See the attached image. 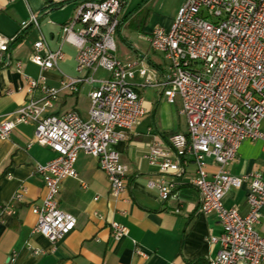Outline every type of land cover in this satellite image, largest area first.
Here are the masks:
<instances>
[{"label": "built area", "instance_id": "1", "mask_svg": "<svg viewBox=\"0 0 264 264\" xmlns=\"http://www.w3.org/2000/svg\"><path fill=\"white\" fill-rule=\"evenodd\" d=\"M14 2L15 0H9ZM181 6L169 30L154 28L148 41L155 53L168 63L165 82L142 68L143 86L161 88L169 104L180 100V113L186 121V134L171 136L172 152L153 142L145 160L160 168V177L148 181L161 201L175 194L176 183L169 177L180 174L192 158L196 175L192 185L200 195V213L215 214L223 228L218 255L209 264H264V237L257 227L264 209V179L256 172L248 177L234 176L229 167L246 141L264 145V0H180ZM124 0L88 1L61 25L60 43L52 50L41 32L39 17L32 13L29 25L39 33L29 61L42 72L59 70L66 59L64 46L76 50L78 76L63 75L59 87L47 85L43 76L30 77L20 62L7 61L16 37L0 33V64L14 67L26 85L27 100L10 119L0 118V141H8L19 125H33L32 144L50 148L55 157L36 166L45 186V196L32 206L37 223L32 234L57 244L77 227V218L59 208L64 180L77 179L76 167L81 154L97 159L109 182V195L118 202L127 190L129 167L122 161L117 145L128 139L146 115L144 101L132 80L137 63L121 61L115 41L117 27L126 6ZM29 25L24 26L27 28ZM108 76L101 78L99 73ZM89 85L88 119L76 111L56 115L50 112L61 94H75ZM264 147V146H263ZM211 158L218 169L208 171ZM247 180L248 213L226 208L224 200L231 190H239ZM24 188L18 189L3 213L17 215L24 202ZM179 213V209L176 210ZM115 242L129 235L126 226L111 223ZM134 253L145 257L133 241ZM36 256L44 251L30 244Z\"/></svg>", "mask_w": 264, "mask_h": 264}, {"label": "crops", "instance_id": "2", "mask_svg": "<svg viewBox=\"0 0 264 264\" xmlns=\"http://www.w3.org/2000/svg\"><path fill=\"white\" fill-rule=\"evenodd\" d=\"M50 1L51 10L39 21L47 44L57 50L61 25L73 18L84 0ZM45 2L0 0V33L9 38L16 37L24 26L29 25L32 13L38 16L43 13ZM128 3L129 0L121 19L125 23L118 35L122 37L123 29H134L139 32L140 41L135 44L124 36L127 48L122 50L119 59L127 64L137 63L131 82L144 101L146 115L128 139L117 145L123 163L129 167L127 190L118 202L113 201L108 179L100 170L97 159L81 154L76 165L78 180H64L59 197V208L77 218L76 229L57 244L33 235L37 218L32 213V206L46 193L36 166L46 164L56 155L48 147L32 144L33 125H19L8 141H0V264H209L218 255L220 245L212 244L210 239L219 238L223 228L215 214L200 213V195L192 185L196 175L192 158H188L180 174L169 177L176 183L175 194L169 201H161L157 191L147 187L150 179L160 177L159 166L145 160L150 145L155 141L172 152V134H186L187 131L185 118L180 113V101L173 105L167 103L163 90L153 85L143 86L144 78L139 73L143 68L154 76L155 82L166 81L168 63L163 55L152 51L148 38L154 28H171L181 2L142 0L132 8ZM140 15L147 16L145 23L140 21ZM38 38V31L31 26L26 40L12 52L13 63L20 62L24 74L33 78L43 76L52 87L61 85L63 75L78 76L76 50L70 45L64 46L66 59L59 70L42 72L32 64L29 58ZM99 76L106 78L108 75L101 71ZM92 90V86L84 85L75 94H61L50 112L61 115L76 111L88 119ZM27 98L22 75L14 67L0 69V118L10 119ZM263 146L262 141L244 142L229 172L239 177L258 172L264 179ZM207 163L209 173L215 174L218 167L213 159L208 158ZM21 187L25 190L24 202L17 205V215L3 213L1 207L10 203ZM249 188L250 180H247L243 188L231 190L225 197V207L247 214ZM177 209L179 213H176ZM112 222L126 226L129 235L115 242L111 237ZM257 229L264 237V209ZM133 241L138 243L145 257L134 253ZM28 244L44 254L34 255L27 248Z\"/></svg>", "mask_w": 264, "mask_h": 264}, {"label": "trees", "instance_id": "3", "mask_svg": "<svg viewBox=\"0 0 264 264\" xmlns=\"http://www.w3.org/2000/svg\"><path fill=\"white\" fill-rule=\"evenodd\" d=\"M124 1H125L126 3L128 2V0H124ZM85 2H88V1H85V0H84V2H82L81 4H83V3H85ZM45 3L47 4V5H46V8H45V10L43 11V13H41V15L38 16L39 19H40L41 16L46 15V14L51 10V7H52V3H51V1H50V0H46ZM139 19H140V21H141L142 23H145V21H146V19H147V16L140 15ZM124 23H125V20H124V19L120 21V24H119V26L117 27V33H116V35L120 33V30H121L122 25H123ZM143 26H144V25L141 26V30H143V28H144ZM30 27H31V26H30ZM30 27H27V28L22 29V30L20 31V33L16 36V39H15V41L13 42V44L11 45V47L9 48L8 55H7L6 58H5L7 61H8L9 58L11 57L12 52L14 51V49H15L17 46H19V44H22V43L26 40V38H27V36H28V34H29ZM5 68H9V67L6 65V63L0 64V69H5ZM155 111H156V110H155ZM174 134H177V133H174ZM174 134H172V135H174Z\"/></svg>", "mask_w": 264, "mask_h": 264}, {"label": "rangeland", "instance_id": "4", "mask_svg": "<svg viewBox=\"0 0 264 264\" xmlns=\"http://www.w3.org/2000/svg\"><path fill=\"white\" fill-rule=\"evenodd\" d=\"M142 0H129V7H136L139 3H141ZM124 36L127 37L129 39V41H131L132 43L138 44L139 43V38H140V34L139 32L135 31L134 29L129 30V29H123L122 30V37H120L118 34L115 37V41H116V45L118 47L117 50V57L120 58L121 57V52L123 49L127 48L124 45ZM180 101V100H178ZM185 120V119H184ZM263 129H264V123H263Z\"/></svg>", "mask_w": 264, "mask_h": 264}]
</instances>
